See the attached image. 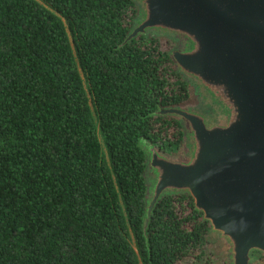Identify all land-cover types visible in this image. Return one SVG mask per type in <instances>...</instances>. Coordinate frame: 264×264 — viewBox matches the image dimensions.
<instances>
[{
	"label": "trees",
	"instance_id": "obj_1",
	"mask_svg": "<svg viewBox=\"0 0 264 264\" xmlns=\"http://www.w3.org/2000/svg\"><path fill=\"white\" fill-rule=\"evenodd\" d=\"M136 14L134 0H0V264L204 258L210 225L188 194L164 195L142 231L139 139L178 153L181 122L152 112L191 87L169 38L121 46Z\"/></svg>",
	"mask_w": 264,
	"mask_h": 264
},
{
	"label": "water",
	"instance_id": "obj_2",
	"mask_svg": "<svg viewBox=\"0 0 264 264\" xmlns=\"http://www.w3.org/2000/svg\"><path fill=\"white\" fill-rule=\"evenodd\" d=\"M122 45L171 36L177 71L201 103L158 107L183 127L184 155L144 136L147 183L142 231L166 194L185 193L227 246L229 264L264 254V0H134Z\"/></svg>",
	"mask_w": 264,
	"mask_h": 264
},
{
	"label": "rangeland",
	"instance_id": "obj_3",
	"mask_svg": "<svg viewBox=\"0 0 264 264\" xmlns=\"http://www.w3.org/2000/svg\"><path fill=\"white\" fill-rule=\"evenodd\" d=\"M166 38H169L173 42V46L170 48V51L172 48L175 47L176 42L175 39L171 36H163ZM189 85L191 87V94L193 95L196 90L195 88L192 87V83L190 81ZM196 99V96H192L189 101H194ZM188 101V102H189ZM184 145V143H183ZM169 154V153H167ZM173 156H183L184 155V147L182 146L180 150H178V153L176 154H169ZM211 232V231H210ZM259 252H254L253 256V264H264V257L258 255ZM229 257H228V252H227V246L224 243L223 240H221L218 236L217 233L211 232L209 236V242L207 245V248L205 249V255L204 258L201 259L200 261H197L196 263H192V261H186L185 259L183 260L182 264H229Z\"/></svg>",
	"mask_w": 264,
	"mask_h": 264
},
{
	"label": "flooded vegetation",
	"instance_id": "obj_4",
	"mask_svg": "<svg viewBox=\"0 0 264 264\" xmlns=\"http://www.w3.org/2000/svg\"><path fill=\"white\" fill-rule=\"evenodd\" d=\"M194 91H195V92H192V93H194V94H193V95L191 94V97H192V96H196V99L194 100V102H195V103H201L197 91H196V90H194ZM188 101H189V100H188ZM258 255L261 256L260 253H259Z\"/></svg>",
	"mask_w": 264,
	"mask_h": 264
}]
</instances>
